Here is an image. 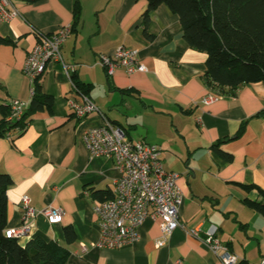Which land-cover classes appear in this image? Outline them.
Segmentation results:
<instances>
[{
  "label": "crops",
  "instance_id": "1",
  "mask_svg": "<svg viewBox=\"0 0 264 264\" xmlns=\"http://www.w3.org/2000/svg\"><path fill=\"white\" fill-rule=\"evenodd\" d=\"M12 1L22 17L0 21V38L9 41L0 43V107L31 103L33 84L24 69L39 41L34 30L51 34L72 26L79 10L62 52L66 63L77 65L74 82L102 115L72 116L70 77L61 63L49 65L39 83L54 99L52 112H37L24 133L0 138V172L13 180L7 230L21 227L27 196L39 214L22 245L37 236L53 240L70 252L68 264H222L201 240L212 225L242 264L260 263L264 216L252 203L264 204V82L205 104L214 94L202 79L207 54L191 49L180 17L164 5L146 18L148 0ZM119 47L136 50L147 71L119 68L109 76L99 58ZM105 120L124 128L130 139L160 148L165 170L181 175L184 227L164 245L157 243L160 222L148 219L138 241L119 249L97 246L95 207L105 201L100 198L113 197L120 172L112 159L92 156L83 137ZM139 127L143 132L135 139L131 131ZM48 208L63 210L60 223H49ZM192 229L200 238L189 234Z\"/></svg>",
  "mask_w": 264,
  "mask_h": 264
},
{
  "label": "built area",
  "instance_id": "2",
  "mask_svg": "<svg viewBox=\"0 0 264 264\" xmlns=\"http://www.w3.org/2000/svg\"><path fill=\"white\" fill-rule=\"evenodd\" d=\"M15 17H22V14L13 1L0 0V21L7 22ZM34 32L39 41L29 54L24 69L33 84L31 98L35 94L37 80L45 75L51 63L57 62L65 68L73 87V93L68 99L70 114L78 119H86L93 114L102 115L94 101L74 82L77 65L68 64L64 60L62 48L72 32V26L65 25L51 34L38 30ZM99 63L109 76L119 68H124L129 74L147 71L138 52L126 47L101 55ZM219 98L210 94L203 102L209 105ZM27 106L25 102H12L10 119L20 118ZM83 140L92 156L112 159L120 172L113 197L95 207L101 233L97 243L99 248L119 249L138 241L139 229L148 219L160 222L162 237L157 242L159 246L164 245L174 231L184 227L181 217L184 197L179 187L181 175L165 170L160 148L143 140L130 139L124 128L107 120L102 126L89 129ZM23 206L21 227L6 230L9 238H16L20 242L31 236L39 214L27 196L23 197ZM44 214L50 224L60 223L63 218L61 208H48ZM189 234L200 238L198 229L189 230ZM201 240L222 264H240L241 258L219 239L215 225L209 228L206 237ZM258 264H264V259Z\"/></svg>",
  "mask_w": 264,
  "mask_h": 264
},
{
  "label": "trees",
  "instance_id": "3",
  "mask_svg": "<svg viewBox=\"0 0 264 264\" xmlns=\"http://www.w3.org/2000/svg\"><path fill=\"white\" fill-rule=\"evenodd\" d=\"M148 2L146 18L160 6H166L171 13L180 17L185 40L191 49L207 54V69L202 79L212 93L219 97L235 96L245 84L264 82V0ZM75 17L72 30L77 28L79 10H76ZM0 43L9 41L0 38ZM77 86L86 94L83 87ZM53 106L54 99L43 93L37 80L31 103L20 118L10 119L11 105L0 107L3 116L0 120V138L24 133L37 112H52ZM243 130L244 126L240 132ZM12 184L11 176L0 172V264H68L70 252L53 240L47 241L37 236L22 245L18 239L7 236V192ZM260 192L264 195V191L260 189ZM252 207L264 216V204L255 202ZM66 234L71 237L70 227L66 228Z\"/></svg>",
  "mask_w": 264,
  "mask_h": 264
},
{
  "label": "rangeland",
  "instance_id": "4",
  "mask_svg": "<svg viewBox=\"0 0 264 264\" xmlns=\"http://www.w3.org/2000/svg\"><path fill=\"white\" fill-rule=\"evenodd\" d=\"M143 127H139L138 129H139V131H138V133L136 132V130H132L131 131V136L133 137V138H135V139H138L139 137V134H141L142 135V132H143V129H142Z\"/></svg>",
  "mask_w": 264,
  "mask_h": 264
}]
</instances>
